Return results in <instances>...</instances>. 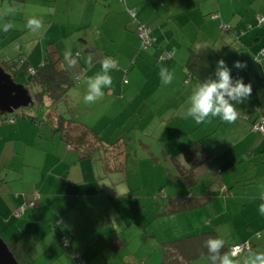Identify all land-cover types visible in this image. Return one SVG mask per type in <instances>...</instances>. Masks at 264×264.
<instances>
[{
    "label": "crops",
    "instance_id": "0c3cea01",
    "mask_svg": "<svg viewBox=\"0 0 264 264\" xmlns=\"http://www.w3.org/2000/svg\"><path fill=\"white\" fill-rule=\"evenodd\" d=\"M1 1L9 2L11 6L26 5L33 1L38 4L37 18L42 19L43 24H48L42 29L41 39L49 42L45 50L41 47L40 53L36 55L37 64H35L38 67L43 63L48 49L56 51L61 58L68 48H71L74 54L79 53L80 62L77 65L84 74L82 73L77 83L81 81L79 86H81L82 97L86 90V85L82 83L84 77L92 76L100 71V62L105 57L116 58L119 64L110 73L113 81L112 88L105 89V97L102 100L86 104V114L78 112L75 117L79 122H76L95 130V126L87 121L95 120L94 117L99 114L100 109L102 112L106 111L111 118H118L128 105L133 104L132 116H140L139 112L145 110V115L149 119V122L143 123V127L138 125V135L153 138L150 139L149 145H145L147 161L156 164L162 160L167 167L170 168L172 165L173 169H176V164L172 157L191 143H187V134L197 129L202 130L201 124L186 115L187 100L191 91L198 83L205 82V73L210 71L211 74L216 71L217 61L223 60L228 68L240 62V59L236 60L233 57L234 54H228L229 61L223 57H217L216 55H219L217 50L209 47L219 41L222 35L220 25H223L222 29L229 28L231 36L226 32L224 34L225 39L232 46H235V39L239 43L243 42L242 48L233 49L234 53L249 56L254 54L256 57L262 49L261 46L253 47L254 43L261 40H258V33L252 37L254 43L251 49L250 33L245 34L243 38H239L238 35L235 37V35L239 33V30L243 31L249 25H255L254 17L264 14V0H245L244 4H242L243 0ZM250 4L257 5L254 12L249 8ZM130 11H134V17L131 16ZM250 13L254 15L250 16ZM243 15H247L248 18H242ZM139 27L148 28L150 36L155 39L154 45L142 51H140L137 33ZM78 43L81 44L78 45ZM61 44L63 50L60 48ZM196 44H198L197 48H195ZM84 54H86L85 57H83ZM192 54H195L197 58L198 77L190 73L186 67ZM3 55L4 53L1 54L0 59L9 60ZM19 55H23L20 61H24L27 69L30 70L34 50L27 51V54L19 53ZM89 56L92 57L90 68L87 64ZM262 61L263 59L257 62L262 65V68L255 89L261 86L264 90L262 77L264 62ZM61 64L71 72L79 69L67 68L64 61ZM162 67L174 73L171 85L162 86L159 76ZM257 113L251 111L245 120L252 123ZM3 118L4 116L0 118V174L4 175L2 183L0 182V234L6 235V241L15 239L19 243L24 262H26L25 258L42 259L52 254L63 239L69 241L67 249H73L76 234L72 232L65 236L64 232L68 233L71 228H63L61 224L66 222L65 219L69 218L74 210H78L80 215L86 213V226L92 231V238L86 237V241L96 239V227L101 216L103 217L101 226L111 225L112 217L119 212V204L116 200L122 196L126 197V195H118L116 188L106 190L104 184L108 172L103 160L100 162L101 156L89 158L72 146L65 145L60 137L56 142L55 138L48 139L50 133L52 135L57 133L54 129L49 134L45 133L44 125L47 123L45 120L21 118L19 121L16 118L12 123H4ZM219 119L215 118L219 125L225 122L231 123ZM242 123L245 124L244 121ZM246 125L245 128H247ZM211 134L206 132L203 137L196 138V141L190 140L193 143L201 142L209 154V158L195 169L193 182L188 184L181 180L176 181L174 178L176 173L172 174L171 169H166L168 181L183 183L185 188L180 197H170L166 202L160 200L161 203L158 202L156 211L152 208L155 216L151 222L165 218L162 220H166L167 224L172 219L173 222L178 221L180 225L173 231H177L175 233L171 230L162 232L160 240L157 239V241L161 245L163 242L184 237L213 233L216 237L221 236L226 240V251L232 245L244 242H248L253 251H264V215L259 211L260 206L264 204V199H261L264 195V179L261 181V174L257 172L262 171L264 177V137L260 136V139H256L246 130L244 134L241 132L236 142L253 138L252 143H241L240 147H235L238 143L234 142L217 149L213 141L204 140ZM17 140L22 141L20 147L15 145L14 141ZM1 143H5L6 146ZM43 143L47 144L45 151L42 148L41 150L35 148L37 144L42 147ZM142 145H144L143 142ZM127 150L128 148H124V151L127 152ZM27 151L28 154L25 156ZM40 151L47 157L55 159L52 167L45 168L48 166L42 165L44 163H42ZM257 151L260 155L255 164L253 158H256ZM155 153L158 156H155ZM247 156L250 157L248 161L244 160ZM34 158L36 161L41 160L38 166L42 167L41 172L44 174L42 173L37 182L36 187L39 191L34 190L37 192L33 195L42 196L44 202H41L40 208L36 205L35 211L28 209L23 216L15 215L27 203L28 198L24 196L20 199L21 196L18 193L12 192L16 188L15 183L12 182L21 181L24 173L19 170L20 166L13 163L16 161L21 164V167H24L23 163L37 167L35 162H31ZM127 160L128 154L125 155L122 161L124 163H121L118 169H123L130 162ZM247 163L251 166L250 169L244 166ZM257 164L261 166L256 169ZM252 170L253 172L249 173ZM124 172L127 175V169ZM5 187L7 190H4ZM44 195L50 196L48 198ZM176 199L202 202V204L198 208L182 212L165 213L172 201ZM23 218L26 220L22 221ZM31 218H33L32 221ZM73 224L78 227L80 225L79 222H73ZM109 233L120 243L121 231L117 232L112 228ZM24 234L28 236L24 238ZM100 239L101 245H105V238L102 236ZM87 242L86 260L90 262L92 260H90L91 253L88 252V248L91 247V243ZM81 246L82 243L78 239L73 249L74 257L75 255L80 257L76 253L82 252L84 247L80 250ZM190 264H207L206 256L200 255Z\"/></svg>",
    "mask_w": 264,
    "mask_h": 264
},
{
    "label": "rangeland",
    "instance_id": "374dc122",
    "mask_svg": "<svg viewBox=\"0 0 264 264\" xmlns=\"http://www.w3.org/2000/svg\"><path fill=\"white\" fill-rule=\"evenodd\" d=\"M244 1L245 0H243L242 4H244ZM37 5L38 4L33 1V2H28L26 5L21 4L15 6V4H13V6H11L9 2L0 0V25L3 24L11 25V27L7 31L0 30V58H1V54L4 53L3 56H7L4 58L18 61L17 66L19 67L21 65L19 63V60L21 57H23V55L21 56L19 55V53L27 54V51L34 50V55H33L34 57L31 60L32 61L31 63L32 68H30L31 70L37 68L36 55L38 56V54L40 53L41 47H43V50H45V48H47L45 46H47L49 42L48 40L41 39V36L43 34L42 29H44L45 26L48 25L47 23L43 24L41 30H37V31H32L26 27V22L29 18L31 17L37 18L38 16L36 12V10L39 11L36 8ZM256 6L257 5L250 4L249 8L251 11L254 12L256 10ZM249 15L253 16L254 13H250ZM260 15H264V14H260ZM256 17L257 15L254 18L256 19ZM210 18L213 19L212 15H210ZM242 18H248V17L247 15H243ZM253 24H256V20L255 23ZM222 26L220 25L219 27V29H221L220 33L222 34L219 41H216L215 45L212 46L209 45V47L215 48V50H217L216 52L219 53V55H221L219 57L222 58L223 56L224 58L225 53L227 54L230 51H233V49L239 47L242 48L243 42L239 43L235 39L234 42L235 46H232V44L228 43L227 40L225 39V34L229 33L228 35L230 36L231 34L230 32H227L228 31L227 27H224V29H222ZM224 26H228V25H224ZM253 26L254 27L251 30H247L246 28H244L243 31L239 30L238 31L239 33L236 34L235 37L238 35L239 38H243L245 34L250 33L251 35H249V37L251 41L253 35L255 33H258L259 34L258 40L260 39L261 40L256 43H254L252 40L250 42V49L252 48V45L254 43L253 47L261 46L260 47L262 48L261 50H264V24L261 25L260 27H255V25ZM138 39L140 41V38ZM245 39H247V37ZM79 44L81 43H78V45ZM62 47L63 45L61 44L60 45L61 50H63ZM197 47L198 44H196L195 48ZM140 51H142L141 41H140ZM85 56L86 54L83 55V57ZM247 56L250 58L254 66L262 68L261 64L255 62L254 54ZM262 59H263L262 62H264V57ZM0 60L2 61V59ZM40 60H42V57H40ZM62 61H64L63 58ZM64 63L66 64L65 61ZM77 64L71 69L74 70L75 67L79 68V65ZM60 66L64 68L63 64H60ZM69 72L72 73L73 71L72 72L69 71ZM78 73L84 74L81 68H79L78 70L75 69V72L72 73L74 80ZM209 75H210V71L208 73H205L206 76L205 80L208 79ZM12 80L14 81L15 84L23 85L26 81V75H24L23 71H19L18 74L15 76V78H12ZM80 82H78L68 91L67 102L61 101L57 104H51L48 99H45L42 105L29 104L28 106L22 107L11 114L17 116L18 120L21 119L20 118L21 114H24L31 118L35 117V119H38L40 121L45 120L47 123L44 125V129H45V133L47 132V134H49V132L54 129L53 119L47 118L48 115L50 114L51 116L60 114L64 118L67 119L74 118L75 121L79 122L75 117L77 116L78 112L80 113L82 112V114H86V103H84L83 97L81 96V89H80L81 86H79ZM258 89L259 88H256V90ZM259 91L260 90H258V92ZM255 105H256V99L253 98L252 95L247 97V99L243 103L239 105L234 104L236 110L239 113V117L237 118L238 120L231 123L225 122L222 125H219L218 123H216L217 120L215 121V118H219V117L210 116L206 118L205 121L199 123L202 126V130L197 129V131L189 132L187 134L186 136L187 143L188 142L193 143V141L197 140L196 138L203 137V135L206 132H210L212 134L209 137H205L204 140L210 139V141H213L212 143L214 146L217 147V149H221L229 144L236 142V140H238V138L241 136L240 135L241 132H243L244 134L246 130L247 132L252 134V136L256 137V139L258 138L260 139V135L253 132L252 130L253 124L245 120V117H247L250 114V112L252 111ZM128 107L130 109H128ZM132 108H134L133 104L128 105L122 111L123 113L118 118L117 117L111 118L106 111L102 112V109H100L98 111L99 114L94 117L95 120L87 121L88 123L95 126L96 129L93 131L96 132L100 136L101 140L106 144H113L118 142V144L116 145L119 146L121 145L123 149L128 148L127 152L125 151V153L128 154L127 161L130 162H128V164L125 165L123 169H117L112 171L106 170L108 172L107 180H106L107 183L105 182L104 184L106 190L109 191L110 188L111 189L116 188L117 192H119L118 195H126V197L122 196L121 198L118 199L119 201L116 200V203L119 204L118 205L119 212L116 214L115 217L114 216L112 217L113 220L111 225L104 224L101 226V224L103 223V217L101 216V219L100 221H98L96 227V237H97L96 239L90 242L86 241V237L90 239L92 238L91 228L86 226V213L85 215H80L78 210H74L70 214L69 218L67 217L65 219L66 222L64 221L61 224L63 228H71V230H69L68 233L64 232L65 236L72 234V232L76 234L73 240L74 243L72 247L73 249L77 244V240L79 239L81 241L82 246L80 250L83 247L84 249L82 250V252L78 251L79 253L76 254L80 255V259L84 264H161L162 252L160 251V242L157 241V239L160 240V234L162 232H167L169 230L173 232L174 230H176L177 226H180L178 221L173 222L172 219L171 222L170 223L168 222L169 224H167L166 220H162L165 218H160V220L156 219L153 220V222H151V220L154 219L155 216L152 208H154L156 211L158 207V202H160V200L166 202L167 200H169L170 197H180L183 194L184 191L183 189L185 188V186L183 183L180 182L176 183L173 181L172 182L168 181V176H167L168 173H166V169H171L172 174L175 173L177 174L176 169H173L174 167L172 168V165L169 168L167 167V165H165V163H163L162 160L160 162H156V164L155 162L152 163L151 161H147L146 159L147 153L145 151L146 148L145 145H149L150 139L152 140L153 138H148L145 136L138 135V129L139 127L144 126L143 123L149 122V119L145 115L146 114L145 110L139 112L140 116H132L131 115ZM3 115H0V118L3 117ZM141 116H144L145 118L143 119V117ZM241 120L244 121L245 124H247L246 125L247 128H245V124L242 123ZM55 135H52L50 133L48 135V139L55 138L54 141L55 142L58 141L59 135L58 134ZM192 139L193 141H190ZM252 141L253 138L248 140L244 139L242 140V142L241 141L239 143L236 142L238 144L235 143L236 144L235 147H240L239 145H241V143H246V142L252 143ZM14 142L16 147H20L22 145V141L20 140ZM142 142L144 145H142ZM1 144L6 146L5 143H1ZM35 148L37 150L39 149L41 150L42 148V150L45 151L47 149V144L43 143L42 147L39 144H37ZM40 152H41L40 157L43 159L42 163H44L42 165L48 166L45 168L52 167L55 164V159L51 157H47V155L42 153V151ZM27 154L28 151L25 154V156ZM256 154H257L256 158L252 157L255 164L258 162V157L260 155L259 151H257ZM93 156H94L93 158H98L99 156H101V160H100L101 162L105 157L104 150L102 149L101 151L97 150L95 152V155ZM155 156H158L157 153H155ZM249 158L250 157L247 156L246 158H244V160L248 161ZM31 162H35L37 167L30 166L26 163H23L24 167H21V164L16 163V161L13 163L14 165L20 166L19 170L22 172L24 171L23 173L24 175L22 174L23 178L21 181L15 180L14 182H12L15 183L14 185H16V188L12 190V192L13 194L18 193V195L21 196L20 199H22L24 196L25 197L27 196L28 199L26 204L28 205L29 203H34L35 207L34 208L31 207V209L32 211H35L36 207L37 206L38 208L42 207L41 202H44L42 196L40 197L39 195V197H35V195H33L34 192H37L34 190H38V188L36 187L37 182L44 173L41 172L42 167L40 168L38 166V164L41 163L40 159L36 161L34 158L33 160H31ZM107 162H108L107 165L109 167H112V164H114V162H111L110 159ZM244 166L248 169L251 168V166H249L248 163ZM260 166L261 165L257 164L256 169ZM125 169H127V175L126 172H124ZM251 172H253V170L250 171L249 173ZM257 172L258 174H261L260 179L262 181L264 179V177L262 176L263 175L262 171H257ZM216 176L218 175L216 174ZM3 177L4 175L0 174L1 183L3 181L2 180ZM4 190H7V187H5ZM30 196L31 199L29 200ZM44 196H48L49 198L50 195H44ZM24 220L26 219L23 218L22 221ZM32 220L33 218H31V221ZM68 221L70 223H68ZM73 222H79L80 224L79 227L77 225H74ZM112 228L116 229L117 232L121 231L119 235L121 238L120 243L117 241V239L112 238V234L109 233L112 230ZM26 236L28 235L26 234L23 235L24 238H26ZM102 236L105 238V243H106L105 245H101L102 240L100 238ZM0 238L4 242H6L7 240V237L6 235H4V233L0 234ZM86 242L88 244L91 243V247L88 248V252L91 253L90 260L92 261L90 262L86 260ZM73 249H65L61 246V243H59V245L52 254H49L45 258L38 260L25 258L26 261L25 264H76L77 262L74 258ZM92 256H94V258Z\"/></svg>",
    "mask_w": 264,
    "mask_h": 264
},
{
    "label": "trees",
    "instance_id": "16d2710c",
    "mask_svg": "<svg viewBox=\"0 0 264 264\" xmlns=\"http://www.w3.org/2000/svg\"><path fill=\"white\" fill-rule=\"evenodd\" d=\"M229 31L230 30H228V32ZM61 62L62 58L57 55V52L48 49L46 50L43 63L33 70H28L26 63L22 60H19L21 65L18 67V61L13 59L2 60L0 67L6 74L10 75L11 78H15L19 71L24 72V75H26V81L23 84V87L31 97V104L42 105L45 99H48L51 104H57L61 101L67 102L68 91L77 84V80H74L73 75L67 69L60 66ZM186 67L190 73L195 77H198V64L195 54L190 56L186 63ZM263 109L264 108H258L254 111V113H258L256 119L252 121V124H254L258 116L264 117ZM3 116L4 123H8L6 122L8 117H13L14 121L17 118V116H14L13 114H4ZM20 118L38 121L35 117L31 118L24 114H21ZM47 118L53 119L54 132L59 135L63 143L82 152L86 157L92 158L97 150H104L105 157L103 163L107 171L117 170L121 167V163H124L122 161L126 153L121 145H116L118 142L106 144L96 132L83 124L77 123L73 118L67 119L60 114L54 116H51L50 114ZM172 158L177 169V174L174 176L175 180H181L189 184L193 182L195 169L202 164L204 160L209 158V154L206 152L201 142L197 141L186 146L179 154ZM109 159L111 162H114L112 167L107 165ZM201 204L202 202L176 199L175 201H172L170 207L166 209L165 213L169 212L173 214L182 212L198 208ZM22 207L24 210L22 211L21 216L25 215V212L28 209H31L27 204ZM34 207L35 206L32 208ZM210 238H216V236L213 233H204L163 242L160 245V251L162 252L161 264H190L194 258L200 255L207 256V248L205 245L206 241ZM5 243L17 263L25 264L20 252L19 243L15 239L6 241ZM225 251V247L221 249V252Z\"/></svg>",
    "mask_w": 264,
    "mask_h": 264
},
{
    "label": "clouds",
    "instance_id": "9594fccd",
    "mask_svg": "<svg viewBox=\"0 0 264 264\" xmlns=\"http://www.w3.org/2000/svg\"><path fill=\"white\" fill-rule=\"evenodd\" d=\"M10 24L0 25V30L7 31ZM26 27L32 31L41 30L42 19L31 17L26 22ZM79 53L74 54L71 48L63 53V60L68 68H73L79 62ZM89 68L92 66V57L87 60ZM100 71L92 76H85L82 83L86 85L83 101L93 104L105 97V89L112 88V76L110 73L118 66L119 61L113 57H105L101 62ZM233 67L244 69L245 64L236 62ZM162 86L171 85L174 73L162 67L159 72ZM251 93V85L245 84L243 78L233 79L230 69L223 60L217 61L215 79H207L198 83L191 91L187 100L186 115L196 123L205 121L208 117H219L223 121L234 122L239 117L235 105L243 103ZM234 102V103H233ZM264 199V195L261 196ZM260 213L264 215V204L260 206ZM257 235H260L257 233ZM226 240L218 236L206 241L207 264H264V251H242L241 245L236 244L230 250L221 252Z\"/></svg>",
    "mask_w": 264,
    "mask_h": 264
},
{
    "label": "water",
    "instance_id": "95a60500",
    "mask_svg": "<svg viewBox=\"0 0 264 264\" xmlns=\"http://www.w3.org/2000/svg\"><path fill=\"white\" fill-rule=\"evenodd\" d=\"M226 52V51H225ZM228 54H234L236 60L246 65L245 69H236L230 65V74L233 79L243 78L245 84L251 85V95L256 99V105L252 109L254 112L258 108H264V90L259 86V92L255 89V84L258 82L259 72L261 68L254 66L247 55H239L230 51L224 54L225 60L229 61ZM217 57L221 55H216ZM226 56V57H225ZM223 57V56H222ZM248 61V62H247ZM263 77V76H262ZM208 79H215V72H212ZM263 80V79H261ZM256 91V92H255ZM258 99V100H257ZM31 97L28 95L23 85L15 84L10 75L6 74L0 67V114H11L14 111L26 107L31 104ZM0 264H19L14 259L12 253L9 251L6 243L0 238Z\"/></svg>",
    "mask_w": 264,
    "mask_h": 264
},
{
    "label": "built area",
    "instance_id": "2783aa9c",
    "mask_svg": "<svg viewBox=\"0 0 264 264\" xmlns=\"http://www.w3.org/2000/svg\"><path fill=\"white\" fill-rule=\"evenodd\" d=\"M130 14L132 17L135 16V13L134 11H130ZM213 17H215L213 15ZM264 24V15H258L256 17V24H255V27H260L261 25ZM253 26L249 25L248 26V30H250ZM229 30V28L227 29ZM137 33H138V36L140 38V41H141V47L143 50L151 47L153 45V43L155 42V39H153L151 36H150V30L146 27H139L137 29ZM264 56V50H261L259 52V54L255 57V61L256 62H260V60L263 58ZM83 74L81 73H78L75 77L76 80H78ZM6 122L8 123H12L14 122V118L13 117H8L6 119ZM253 132L255 133H258L260 134L261 136H264V117L263 116H258L257 120L254 122L253 124V128H252ZM37 196V195H36ZM28 207H33L34 206V203H29L27 205ZM24 210V208H21L20 210H18L16 212L15 215H18V214H22V211ZM241 245V248H242V251L246 252L247 250H249L251 247H250V244L248 242H244V243H241L239 244ZM61 246L65 249H67L69 247V241L67 239H63L62 243H61ZM235 245H232L231 247H229V250L234 247ZM75 260L77 262V264H84L80 257L78 255H75Z\"/></svg>",
    "mask_w": 264,
    "mask_h": 264
}]
</instances>
